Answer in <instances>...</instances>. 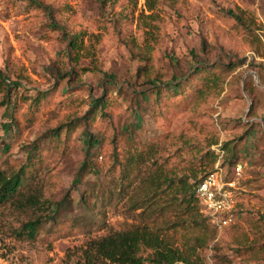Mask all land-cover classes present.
<instances>
[{"label":"rangeland","instance_id":"1","mask_svg":"<svg viewBox=\"0 0 264 264\" xmlns=\"http://www.w3.org/2000/svg\"><path fill=\"white\" fill-rule=\"evenodd\" d=\"M40 1L52 7L65 30L84 32V47L70 61L67 40L45 11L30 0H0V78L12 98L45 93L38 104L19 99L13 112L19 122L9 136L1 127L8 117L0 106V167L22 161L29 142L81 114L90 99L108 89L115 98L112 114L97 116L88 129L97 143L89 146L84 128L76 127L64 143L43 150L31 184L56 201L70 191L56 217L71 218L72 232L57 236L53 224L40 222L50 236L19 238L12 229L32 211L0 207V264H113L94 256L87 262L89 241L133 225L159 231L181 251L184 260L177 264H264V0ZM198 60L215 64L220 76L203 95L196 97L186 81L185 99L169 98L164 116L154 114L150 104H137L155 84L190 78ZM178 101L182 104L175 106ZM134 109L141 122L134 139L151 147L150 156L137 163L138 174L125 190L115 171L111 194L103 198L106 168L128 151L119 136L136 119ZM216 135L218 142L210 146L216 161L200 165L198 147ZM233 144L241 174L230 224L219 229L207 221L204 232L190 222L191 214L200 219L203 213L196 201L173 203L166 192L151 193L160 169L189 181L210 170L234 176L235 165L227 163ZM85 158L92 168L72 185ZM85 189L94 193L93 208L80 200ZM204 233L205 248L196 242Z\"/></svg>","mask_w":264,"mask_h":264},{"label":"trees","instance_id":"2","mask_svg":"<svg viewBox=\"0 0 264 264\" xmlns=\"http://www.w3.org/2000/svg\"><path fill=\"white\" fill-rule=\"evenodd\" d=\"M30 3L42 9L46 12V17L50 21L53 29L60 30L63 37L67 40L66 47L69 54L70 61H76L84 47L83 31L65 30L66 26L55 16L52 7L43 3L40 0H30ZM150 7V6H149ZM197 61L196 66L193 67L190 73V78L176 79L175 82L166 83L165 87H161L158 84L153 85L151 91L146 94L141 93V102L137 100V104H150L153 107L154 114L157 116H164L169 111L172 104L169 98L179 97L180 100L185 99L187 90L184 88V82L190 83V89L193 94L198 97L208 91L210 86H214L220 76L217 75L215 64H204ZM232 67L231 65H226ZM75 70V66L73 67ZM108 81L112 82L114 76L110 73L107 74ZM4 78H0V90H3L1 95L0 106H3V112L8 117V121L1 124L4 135L9 136L10 130L13 124H17V119L14 117L15 111L19 99L23 101L35 102L38 104L41 99L44 98L45 93H36L35 95H21L20 97H11L9 88L4 84ZM112 89H108V93ZM106 93L103 97H97L90 99L86 105V109L74 118H71L65 122H59L52 128L45 131L37 139L32 140L26 145L25 157L22 161L14 164L6 162V166L0 167V207H7L9 209H15L25 211L30 209L32 211V217H28L25 220L19 222L17 227L12 230L19 238L27 240H36L38 238H45L50 236L51 233H56L57 236H64L66 233L72 232L74 229V223H70V219H58L56 217L60 208L69 203L71 198L70 191L68 190L60 200H54L50 194H44L41 191H37L36 187L32 188L31 184L33 179L39 174L41 154L43 150L47 148L56 147L59 143H64L72 130L76 127H83L84 137L89 146L97 143V136L91 133L88 129L94 125L95 118L109 117L112 113L110 111L111 104L115 98L112 93ZM182 104L178 101L175 106ZM137 109L133 110L134 118H136ZM16 122V123H15ZM141 122L134 119L129 127L128 132L122 135L121 141L128 144V151L122 155L120 159L118 155L115 156L114 167L113 164L106 168L104 173L105 190L102 197H109L111 189L109 185L111 181L116 180L120 189L125 190L129 187L135 176L138 174L137 163L142 161L145 157L150 156L151 147H144L145 144L140 141H135L134 135L136 129L140 126ZM124 138V140H123ZM116 138H114L115 140ZM218 142V136H214L212 140L208 141L206 145L198 147L197 151L202 153V161L200 165L207 163L212 164L216 161L217 155L210 148L212 144ZM227 142L222 145L221 148L225 149ZM195 148L197 143H193ZM235 144L230 148V155L228 157V164L236 165L237 154L235 153ZM127 154V155H126ZM128 158L126 161L125 159ZM92 165V161L85 158L81 161L78 171L73 178L72 185H76L85 169L89 170ZM95 171V169H94ZM117 171V177L115 178L114 172ZM205 172L200 177L193 175L194 180L189 181V177L183 175H176L175 171H165L160 169L156 175L153 183L151 184V193L155 194L156 191L166 192L165 196H168L170 200L175 202H185L186 205H190L193 201H196L200 208L202 206L198 202L195 196V186L201 180V178L208 172ZM93 191L85 189L80 193V200L88 208H93L92 202ZM169 200V199H168ZM189 209V208H188ZM203 212V211H202ZM201 214V213H200ZM201 216V215H200ZM76 220V219H75ZM212 223L209 217L202 213L201 218L191 214L192 226L205 232L207 226L206 222ZM40 222L53 224L54 231L48 233L43 231L38 225ZM94 222V221H91ZM213 225V224H212ZM211 227L213 228V226ZM206 233L202 237H197L196 242L198 246L205 248L207 242L205 241ZM89 252H86L85 260L94 257H99L108 260L113 264H177L178 261L184 260V257L180 250L168 245L162 238L161 233L157 230H153L146 226L133 225L132 227L124 230H118L113 232H106L94 237L89 241Z\"/></svg>","mask_w":264,"mask_h":264},{"label":"built area","instance_id":"3","mask_svg":"<svg viewBox=\"0 0 264 264\" xmlns=\"http://www.w3.org/2000/svg\"><path fill=\"white\" fill-rule=\"evenodd\" d=\"M234 176L227 177L219 170L206 173L195 186V196L202 211L214 227L222 228L233 222L236 180L241 174L240 164L234 167Z\"/></svg>","mask_w":264,"mask_h":264}]
</instances>
